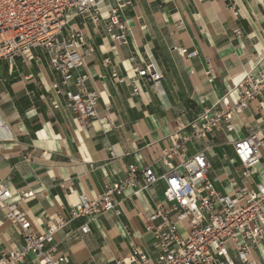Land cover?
<instances>
[{"label": "crops", "instance_id": "0c3cea01", "mask_svg": "<svg viewBox=\"0 0 264 264\" xmlns=\"http://www.w3.org/2000/svg\"><path fill=\"white\" fill-rule=\"evenodd\" d=\"M122 15L129 29L128 45L111 42L104 28L96 29L89 19L71 23L96 48L78 71L88 75L87 89L100 97L98 118L88 126L77 122L70 107L74 87H62L61 96L54 93L52 84L60 80L40 49L26 51L11 63L0 60V127L9 128L0 133V183L15 194L34 193L19 206L37 234L56 221L58 212L68 213L80 195L95 199L106 186L123 180L128 166L152 165L170 147L169 136L179 124L195 122L205 108L224 98L236 102L232 91L245 75L264 70V0H131ZM178 19L184 21V30L176 29ZM174 46L197 56L181 57L172 51ZM133 56L140 66L153 63L163 79L156 85L139 79L130 62ZM208 63L214 70L212 83L206 76ZM113 71L126 83H113ZM234 126L233 133L218 131L208 140L187 144L185 152L187 158L207 155L209 177L215 189L227 195L243 187L253 189L252 182L264 183V146L251 181L242 178L244 167L235 162L233 148L236 140L254 130L264 131V94L236 116ZM43 153L46 158L39 159ZM26 156L33 160L26 161ZM167 172L164 166L155 167L158 181L137 197L136 189L126 190L118 198L122 214L110 212L90 223L89 235L79 231L85 219L60 232L55 242L67 264H116L135 246L156 260L158 242L146 232V221L164 202L165 184L159 179ZM142 186L138 181V189ZM180 227L185 235L186 226ZM69 231L73 235L66 238ZM20 241L19 228L0 209V258ZM230 255L235 264H242L233 248ZM250 261L264 264V240L251 251ZM26 264L34 263L28 259Z\"/></svg>", "mask_w": 264, "mask_h": 264}, {"label": "built area", "instance_id": "2783aa9c", "mask_svg": "<svg viewBox=\"0 0 264 264\" xmlns=\"http://www.w3.org/2000/svg\"><path fill=\"white\" fill-rule=\"evenodd\" d=\"M154 1V0H148ZM164 2H187L188 0H163ZM206 2L208 0H198ZM131 0H0V60L13 62L26 51L40 49L48 56L52 72L60 80L52 89L57 96L64 95V88L74 87L70 107L81 126H88L98 118L100 97L86 87L87 74H78L85 67L86 58L95 53L94 43L86 34L71 23L75 19H89L96 29L104 28L108 39L119 45L129 44V29L123 17ZM237 15V13H236ZM177 30H184L182 19L175 22ZM239 34V33H238ZM240 35V34H239ZM172 51L181 57L194 58L196 52L174 46ZM133 72L141 80L158 84L163 75L153 63L140 66L136 56L130 59ZM107 64L110 62L107 60ZM208 82L214 81V70L208 63ZM113 83L124 84L116 71L112 72ZM135 86V84H134ZM135 94L137 89L135 88ZM236 102L228 98L203 110L202 116L188 126L180 125L169 136L170 147L152 165L140 168L130 165L126 177L106 186L95 199L82 194L68 213H57L56 221L45 231H32L27 213L20 208L21 202L34 197L33 192L13 193L11 188L0 183V209L7 220L20 230L18 247L0 258V264H67V256L60 252L55 237L69 229L79 219L87 220L79 231L89 235L90 223L110 212L121 215V197L128 189H136L134 196L158 181L155 167L164 166L168 172L159 180L165 184L164 202L147 217L146 232L158 242L159 256L153 260L141 247L135 246L131 254L116 260V264H235L230 255L233 248L242 264L250 261L251 251L264 240V183L252 182L254 188L243 187L233 195L222 194L215 189L209 177L210 163L204 152L185 157L186 145L198 140H208L218 131L233 133L236 116L243 114L250 104L264 94V70L254 69L247 73L234 88ZM57 108V105L54 104ZM9 132L6 125L0 133ZM0 140L2 137L0 135ZM264 146V131L254 130L248 137L233 143L235 162L244 169L242 178L251 181L255 167L260 162V149ZM112 157L114 153L111 151ZM46 154L39 159H45ZM181 158L178 165L173 162ZM30 162L32 156H26ZM143 186L138 189V181ZM161 221L160 225L155 222ZM186 226L185 235L181 225ZM73 235L66 233V238Z\"/></svg>", "mask_w": 264, "mask_h": 264}]
</instances>
